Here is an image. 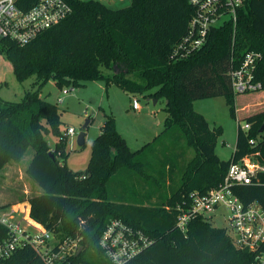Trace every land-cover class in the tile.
I'll return each mask as SVG.
<instances>
[{
	"label": "trees",
	"instance_id": "obj_1",
	"mask_svg": "<svg viewBox=\"0 0 264 264\" xmlns=\"http://www.w3.org/2000/svg\"><path fill=\"white\" fill-rule=\"evenodd\" d=\"M67 1L72 12L27 44L0 39V54L8 58L16 78L23 82L35 76L37 85L17 101L0 97V173L34 149L25 173L39 190L31 195L22 192L18 201L28 200L32 217L60 236L82 235L84 253L73 257L82 264H112L98 241L113 218L154 237L151 245L125 264H262L256 256L264 255V242L258 250L240 249L226 227L213 225L210 218H195L186 232L176 226V219L178 204L187 205L192 192L217 187L232 160L254 154L264 163V108L244 117L251 127L243 130L230 74L247 51H260L263 57L255 76L263 86L246 92L264 91V0L244 2L235 38L232 24L214 27L200 50L177 60L171 56L173 47L186 34L194 12L188 0H131L120 8L101 0ZM16 2L28 10L38 0ZM104 68L111 74H105ZM100 78L114 81L132 95L165 98L166 127L143 148L132 150L117 130L115 118L106 115L92 141L86 170L73 171L57 157L68 155L69 138L61 133L51 146L46 137L49 130L59 131L61 113L56 103L41 96V87L50 79L63 87ZM220 94L226 96L239 125L228 160L216 153L223 128L211 127L193 107L195 99ZM167 133L175 141L177 160L188 147H194L195 155L186 164L180 186L160 201L159 194L149 192L140 178L149 174L139 156ZM250 138L257 140L256 145L249 143ZM166 164L172 169L171 159ZM136 189L142 195H132ZM234 190L245 203L257 201L264 208V171ZM5 234L0 225V238Z\"/></svg>",
	"mask_w": 264,
	"mask_h": 264
},
{
	"label": "built area",
	"instance_id": "obj_2",
	"mask_svg": "<svg viewBox=\"0 0 264 264\" xmlns=\"http://www.w3.org/2000/svg\"><path fill=\"white\" fill-rule=\"evenodd\" d=\"M194 12L186 34L174 45L172 57L182 59L200 50L208 41L211 30L227 23L233 26L235 38L239 10L246 0H188ZM72 12L67 0H38L28 10L20 8L16 0H0V39L8 38L20 45L27 44L47 28L59 23ZM263 54L249 50L240 65L231 68L232 87L235 93L255 91L263 83L255 76ZM67 88L65 89V91ZM140 106L134 99L133 107ZM251 124L244 122L248 131ZM77 134L68 126L64 136ZM256 145L257 140L249 139ZM264 171V163L256 155H246L239 161L232 160L222 182L206 192H192L187 205L178 204L176 226L186 232L195 218H210L215 211L225 207L229 211L227 229L236 247L258 250L264 242V208L257 201L245 203L234 188L251 183L258 172ZM0 225L6 234L0 238V264H82L73 257L84 253L82 235L60 236L55 230L37 221L31 215L30 203L23 200L0 208ZM154 242V237L142 228L113 218L103 229L98 244L112 264H125ZM257 260L264 264V255Z\"/></svg>",
	"mask_w": 264,
	"mask_h": 264
},
{
	"label": "rangeland",
	"instance_id": "obj_3",
	"mask_svg": "<svg viewBox=\"0 0 264 264\" xmlns=\"http://www.w3.org/2000/svg\"><path fill=\"white\" fill-rule=\"evenodd\" d=\"M112 8L128 6L131 0H101ZM105 74H111L104 68ZM35 76L21 82L12 69L7 57L0 54V97L4 100L17 101L27 90H34ZM67 90L65 91V89ZM41 96L56 103L61 113L59 131L49 130L46 137L51 146L59 141L68 126L75 127L77 134L70 137L66 144L68 155L58 154L60 162L66 161L73 171L86 170L92 152V141L101 132V126L107 116L115 118L116 128L126 139L132 150L143 146L160 135L166 127V120H160L159 114L166 106L165 98L146 96L142 93L132 95L114 81L109 83L105 78L86 81L80 85L57 86L53 79L41 87ZM138 99L140 107H133L134 99ZM237 117L244 124L246 115L264 108V91L237 93ZM193 107L204 114L211 127L221 126L223 134L218 138L216 153L221 159L228 160L233 155L238 133V119L231 114L230 105L225 95H215L193 100ZM107 115V116H106ZM168 116V115H167ZM89 120L86 131V144L80 146L77 136L83 125ZM177 128V127H174ZM172 132V131H171ZM172 133L163 135L139 156L144 170L149 176H140L148 184L147 190L159 194L161 200H166L182 182V175L187 162L195 155L194 147H188L187 152L177 160L175 141ZM186 147V146H185ZM34 154L29 148L20 163H9L0 173V204L18 203V195L22 192L34 194L39 189L25 173L26 166ZM166 159L173 161L170 169ZM147 177V178H145ZM132 195H142L138 189ZM4 203V204H6ZM11 204V205H12ZM229 211L222 207L215 211L212 223L218 227L228 226ZM228 231V229H227ZM229 232V231H228Z\"/></svg>",
	"mask_w": 264,
	"mask_h": 264
},
{
	"label": "water",
	"instance_id": "obj_4",
	"mask_svg": "<svg viewBox=\"0 0 264 264\" xmlns=\"http://www.w3.org/2000/svg\"><path fill=\"white\" fill-rule=\"evenodd\" d=\"M167 115H168V112L166 110H163L159 114V119L163 121L166 118ZM88 122H89V120L86 121V123L83 125L82 130H80V132L78 133L77 141H78V144L80 146L85 144V142H86V131H85V128L87 127ZM50 155H51V157H54V154L52 152H50Z\"/></svg>",
	"mask_w": 264,
	"mask_h": 264
},
{
	"label": "crops",
	"instance_id": "obj_5",
	"mask_svg": "<svg viewBox=\"0 0 264 264\" xmlns=\"http://www.w3.org/2000/svg\"><path fill=\"white\" fill-rule=\"evenodd\" d=\"M140 107V106H139ZM167 117V116H166ZM87 141V140H86ZM4 203H6V202H3V203H1V204H4Z\"/></svg>",
	"mask_w": 264,
	"mask_h": 264
}]
</instances>
